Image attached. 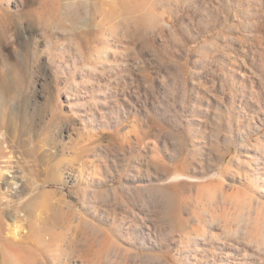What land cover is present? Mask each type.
I'll return each instance as SVG.
<instances>
[{"label": "rangeland", "instance_id": "rangeland-1", "mask_svg": "<svg viewBox=\"0 0 264 264\" xmlns=\"http://www.w3.org/2000/svg\"><path fill=\"white\" fill-rule=\"evenodd\" d=\"M0 31V132L51 195L0 220L38 264H264V0H0Z\"/></svg>", "mask_w": 264, "mask_h": 264}, {"label": "bare ground", "instance_id": "bare-ground-1", "mask_svg": "<svg viewBox=\"0 0 264 264\" xmlns=\"http://www.w3.org/2000/svg\"><path fill=\"white\" fill-rule=\"evenodd\" d=\"M0 32H2V31H0ZM5 54L6 53H5L4 49L0 45V58H1V60L4 59ZM13 99H14V96L8 87H6V88H4V90L0 91V109L5 108L6 103L14 104ZM4 133L5 132H0V216L5 215L7 213H8L7 215H12L11 214L12 213V211H11L12 206L17 203V207H21L24 204V198L27 200L28 199L34 200V197L39 196L40 200L42 202H45V203H48L49 199L51 198L50 197L51 195L48 191H42L40 194L38 193L39 195H36V196L34 195L33 198L31 199V197H32L31 188H30V190H28V189H26L27 191L25 190V188L27 186L24 188V185H25L24 181L19 179L17 172H16L15 168L13 167L14 166L13 162H12L13 158H12L8 143L6 142ZM11 174H12V176L9 177L8 175H11ZM177 178H179V177L177 176ZM13 180H15L14 183L11 182ZM34 186L39 187V184H36V185L34 184ZM34 186L32 185L31 187H34ZM24 190L26 192H24ZM14 218H15V216H12V220ZM88 228H89V226H88ZM10 229L11 228L8 224H6L5 222H2L0 220V237L2 239L1 241L4 242L3 244L5 245V247L7 248L8 251L15 252L18 255H20L23 258V260H25L24 261L25 263H26V261L29 260L27 258H29V257L31 258L33 255L36 257H40V258H35V260L30 262V264L43 263V257L45 256L44 252L45 251H53L57 247L56 241H54L53 239L46 240L45 235H44L45 232H43L42 227H39L37 230L29 231L25 237H22L19 239H17L14 235H12L10 233ZM259 229H261V228H259ZM263 229H262V233H263ZM226 230H228V229H226ZM247 230L248 229H246V231ZM255 230H257V229H255ZM255 230H253V232ZM250 231L248 230L247 233H249ZM250 233L252 234V232H250ZM250 233L248 236L249 240L247 239L246 241L248 242V241L252 240L253 242H251V243L257 242V246H258V241H260V240L257 241V239H259L258 236H260V239H262L264 237H261V236H264V234H261V231H260V234L257 232V234H255L256 236L258 235L257 236L258 238H257L256 236L255 237L252 235L250 236ZM255 233H256V231H255ZM203 234L201 233V235H203ZM205 235H207L206 232L203 236H205ZM245 238H247V237H245ZM16 242H18V244H16ZM263 242H264L263 240H262V242L260 241L261 245L263 244V246H264ZM72 243L75 244L74 241ZM261 245H259V246H261ZM84 248H83V250L86 251V253L90 250V238H89V236H87V238H86V245ZM69 250L72 251V253H78L79 252L77 246H75V245H71L69 247ZM9 264H12V262L10 261Z\"/></svg>", "mask_w": 264, "mask_h": 264}]
</instances>
